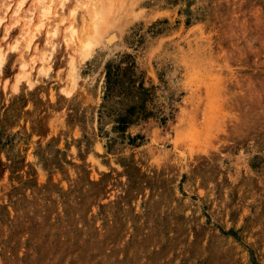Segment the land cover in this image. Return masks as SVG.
<instances>
[{
	"label": "rangeland",
	"instance_id": "rangeland-1",
	"mask_svg": "<svg viewBox=\"0 0 264 264\" xmlns=\"http://www.w3.org/2000/svg\"><path fill=\"white\" fill-rule=\"evenodd\" d=\"M20 1L0 0V264H264V0H96L98 39L94 0H44L55 34Z\"/></svg>",
	"mask_w": 264,
	"mask_h": 264
},
{
	"label": "bare ground",
	"instance_id": "bare-ground-1",
	"mask_svg": "<svg viewBox=\"0 0 264 264\" xmlns=\"http://www.w3.org/2000/svg\"><path fill=\"white\" fill-rule=\"evenodd\" d=\"M95 2V3H94ZM94 3V7L97 8V10H99V5L97 3L96 0L93 1ZM5 6H6V12H8V10L10 9L11 6V2L7 3L5 2ZM110 3L106 1V3L103 5V7L101 8V10H99L97 12L96 10V15H97V22L96 25L94 27L93 30V38L98 39L100 36L103 35V33L106 32L107 28L109 27V13L110 11ZM112 7V6H111ZM51 4H47L44 2V0H40V4L34 6L33 8H29V9H25V1L21 0L18 5L16 6V8L13 10V16L16 17L19 21L20 18L21 19H25V26L29 27L31 26V23L36 21V19H39V25L36 31H43L44 29H46V32L49 34H55L57 32V27L59 26V16L58 13H52L51 11ZM37 11H39V15L37 16ZM76 11L72 10V14L74 15ZM23 14V15H22ZM5 16H1L0 15V24L4 21ZM62 21H64V19H62ZM49 26V28L47 27ZM47 27V28H46ZM30 29V28H29ZM71 33H70V37L73 38L77 32V30L74 27H70ZM23 36V35H22ZM21 36V37H22ZM31 37L34 38L36 37L35 35V31H32L31 33ZM116 36L112 35L111 37L108 38V40L112 41V39H114ZM20 40L18 39L16 44L14 45V48H18L19 46V42ZM32 42V40H30V43ZM30 45V44H29ZM90 44H86V48L88 49L90 47ZM30 47V46H29ZM47 52L48 49H46L45 51L42 52L41 55V59L42 61H44L45 59H47ZM26 60L23 59L22 63V67L26 68L27 67V63L25 62ZM1 62V59H0ZM33 62H36V60H34ZM1 66V63H0ZM28 71L25 70V74H27ZM24 74V75H25ZM24 75H20V77L18 78V81H20Z\"/></svg>",
	"mask_w": 264,
	"mask_h": 264
}]
</instances>
